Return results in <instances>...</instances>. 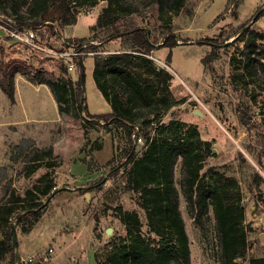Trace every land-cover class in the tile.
I'll return each instance as SVG.
<instances>
[{"label": "rangeland", "instance_id": "374dc122", "mask_svg": "<svg viewBox=\"0 0 264 264\" xmlns=\"http://www.w3.org/2000/svg\"><path fill=\"white\" fill-rule=\"evenodd\" d=\"M131 1L139 10L129 13L127 22L134 21L150 28L159 35L160 42L163 32H172L177 43L170 49L159 42L146 56L171 74L166 83L168 90L154 85L156 93L150 101L151 106L161 102L159 98L163 95L173 103L163 113L150 112L142 117L148 121L146 131L156 134L161 124L185 123L178 125L179 130L175 129L177 125L173 126V133L158 132L161 138L163 134L179 136L189 125L197 127L199 142H211V152L201 160L200 173L211 167L233 175L238 183L243 207L242 226L249 241L241 261L246 264L252 256H263L264 82L247 72L240 54L242 43L233 31L259 9L262 14L252 18L246 26L264 32V0H241L235 9L227 6V0H184L179 9H170L168 0H162L163 9L159 8L158 0ZM30 4L31 0H24L22 11ZM105 4V0H98L94 6L82 4L76 22L64 26L56 24L55 33H51L45 24L36 27L33 31L40 49L24 48L6 37L0 38L2 59L21 58L32 68L45 69L49 78L75 80L76 68L64 71L66 60L49 56L45 50L64 49L60 38L91 41L94 33L99 32L90 27ZM188 9L191 12H187ZM27 15L26 21L34 20V15ZM226 35L228 38L223 40ZM94 42L97 43L95 50L102 55L129 50L117 36L101 44ZM212 42L216 44L212 46ZM169 53L170 60H167ZM85 56L88 111L93 114L110 112L111 105L93 77V55ZM141 71L144 73L143 69ZM68 106L71 110L74 108ZM194 109H199L202 115L194 113ZM84 120L83 113L80 118L59 114L51 93L18 73L15 75L14 103H10L0 89V198L5 195L8 185L15 195L23 196L27 189L50 176L55 180L56 188L61 189L46 202L44 213L29 232L21 230L23 222L18 221L17 216L22 202H17L9 217L16 227V247L0 260V264H104L107 255L114 254L126 236V225L119 219L117 206L137 211L142 234L155 236L138 203L141 190H123L126 182L123 167L115 174L110 172L111 167L122 165L126 152L133 145L132 140H128V132L121 126L106 128L100 120L92 119L94 128L89 129L88 137L103 143L98 156V151H88L89 146L83 148V132L89 126ZM48 146L52 147V155L44 156L37 169L29 173L25 165L30 155ZM135 151L141 152L136 148ZM179 160L174 169V180L188 237L190 264H220L213 213L210 211L204 218L203 227L190 216L179 185ZM33 195L37 198L38 194L35 191ZM107 227L112 228L111 233H106Z\"/></svg>", "mask_w": 264, "mask_h": 264}, {"label": "trees", "instance_id": "16d2710c", "mask_svg": "<svg viewBox=\"0 0 264 264\" xmlns=\"http://www.w3.org/2000/svg\"><path fill=\"white\" fill-rule=\"evenodd\" d=\"M105 1L106 4L90 27L92 31L98 30L99 33H94L93 39L89 40H96L101 44L104 40L117 36L129 50L102 55L95 50L97 43H92L85 49L96 51L93 54V77L97 88L111 105L110 112L93 114L88 111L83 65L86 54L75 59L78 71L75 80L70 77L49 78L45 69L32 68L24 59L16 57L3 60V47L0 44L1 91L10 103L15 102L17 73L33 84H45L56 102L59 114H71L74 118H80L81 113L85 115L86 120L83 122L89 126L85 127L83 132V148L89 146L88 151L91 153L100 150L103 144L99 139L91 141L88 137L89 129L94 128L92 119L100 120L106 128L109 125L124 127L128 132L129 141L134 125H137L138 132L144 135L143 145L139 149L141 152L138 154L133 144L126 152L122 165L111 167L110 172L115 174L123 167L126 173L123 190H141L138 203L144 210L149 230L154 232L156 237L142 234V222L137 211L123 210L117 206L119 219L126 225V236L118 244L115 253L107 255L104 264H190L188 237L179 208V190L174 180V169L179 159V185L190 216L196 224L203 227L204 218L210 211L213 213L220 264H245L241 260L245 258L249 241L242 226L243 207L236 178L226 171L211 167L200 173L201 160L211 152V142H199L196 126L189 125L179 136L168 137L163 134L159 138L158 132L173 133V126L177 125L175 129L179 130L178 125L185 123L172 121L166 125L161 124L160 131L150 134L146 131L148 121L137 122L150 112L163 113L173 104L166 95L159 98L161 102L157 105L150 104L152 96L156 93L155 86L159 85L168 90L166 83L171 79V74L166 69L157 67L152 59L146 57L160 42L159 35L134 21L127 22L126 16L137 12L138 6L131 0ZM168 1L170 9H179L184 2ZM23 2L24 0H0V15L10 17L16 24H26L33 29L45 24L51 33H55L56 24L64 26L76 22L78 8L82 4L94 6L98 0H31L30 6L24 12L21 7ZM158 2L159 8L163 9L162 0ZM240 2L241 0H227V6L235 9ZM26 12L34 15V20L26 21L29 16ZM187 12L191 10L188 9ZM261 14L258 9L251 18L240 23L233 34H237L236 39L242 43L240 54L247 72L264 82V32L246 26L252 18ZM160 37L162 46L171 49L177 44L172 32H163ZM227 38L226 35L223 40ZM211 44L214 46L216 42ZM135 54L140 56L135 57ZM170 56L169 53L167 60H170ZM134 57L135 61L132 63ZM63 68L66 71V65ZM156 102L157 100L154 101ZM69 104L74 106L72 110ZM197 142L203 145V151ZM51 155V146L35 150L25 165L26 170L29 173L35 171L38 162L43 160L44 156ZM40 181L34 184L32 189H27L23 196L15 195L8 185L5 195L0 198V260L12 253L16 247V227L9 221V217L14 213L17 202H22L17 220L23 222L22 232H29L44 213L46 202L61 190L56 188L52 176ZM35 191L37 198L33 195ZM246 264H264V255L252 256Z\"/></svg>", "mask_w": 264, "mask_h": 264}, {"label": "built area", "instance_id": "2783aa9c", "mask_svg": "<svg viewBox=\"0 0 264 264\" xmlns=\"http://www.w3.org/2000/svg\"><path fill=\"white\" fill-rule=\"evenodd\" d=\"M34 29L26 24H16V22L10 18L0 15V38H5L11 42L21 45L24 48L29 49H40L39 41L33 31ZM64 49L48 48L46 51L47 55L54 56L57 58H64L66 60V67L69 71L76 68L75 59L80 55L91 54L93 55L96 51L85 48L90 44H95L94 41H75V40H64L60 38ZM69 48V50H68ZM144 135L138 132L137 125H134L131 140L136 149H140L144 142Z\"/></svg>", "mask_w": 264, "mask_h": 264}, {"label": "water", "instance_id": "95a60500", "mask_svg": "<svg viewBox=\"0 0 264 264\" xmlns=\"http://www.w3.org/2000/svg\"><path fill=\"white\" fill-rule=\"evenodd\" d=\"M186 110H188V107H186ZM193 111H194V113H197L198 115H202V113H201V111L199 109H194ZM141 121H142V118H139L137 120L138 123H140ZM111 232H112V228L111 227H107L106 233H111Z\"/></svg>", "mask_w": 264, "mask_h": 264}, {"label": "crops", "instance_id": "0c3cea01", "mask_svg": "<svg viewBox=\"0 0 264 264\" xmlns=\"http://www.w3.org/2000/svg\"><path fill=\"white\" fill-rule=\"evenodd\" d=\"M41 86H43L49 93H51L50 92V90H49V88L45 85V84H40ZM52 95V94H51ZM105 144V143H104ZM97 156V155H96ZM98 156H99V150H98Z\"/></svg>", "mask_w": 264, "mask_h": 264}]
</instances>
